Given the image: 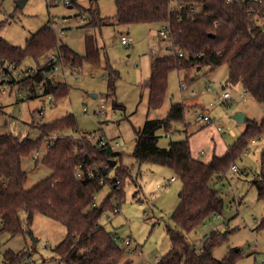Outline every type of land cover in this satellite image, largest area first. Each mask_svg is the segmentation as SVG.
<instances>
[{"label":"rangeland","instance_id":"1","mask_svg":"<svg viewBox=\"0 0 264 264\" xmlns=\"http://www.w3.org/2000/svg\"><path fill=\"white\" fill-rule=\"evenodd\" d=\"M70 1V5L65 6L61 0H0V37L11 45L23 47L30 35L50 25L58 43L75 55H85L86 36L94 37L99 50L97 66L84 63L77 74L64 70L66 90L52 95L55 104L46 96H41L40 92H37V97L25 100L18 94L17 86L10 87L5 83L0 87V136L11 135L18 141H35L40 136L39 126L72 115L77 132L65 131L64 135L77 141L85 136L93 144L100 137L117 143L113 152L120 156L114 162L117 166L126 167L129 177L124 180V197L118 212L104 213L99 226L119 238L117 243L124 249L123 261L128 264H156L170 249L165 227L173 226L170 216L178 204L181 183L167 168L151 163H135L131 156L135 130L143 125L146 118H165L170 105L179 103L184 106V120L174 124L170 134L164 130L157 132L158 147L167 148L171 142L190 139L194 134L192 143L188 140L191 147L194 143V154L197 145L203 147L200 145L212 142L216 145V156L222 151L219 136L226 145H231L244 128V124H237L233 116L242 113L245 119L259 122L264 120V104L256 103L243 93L239 84H228L226 66L214 69L204 66L188 74L185 71L170 72L162 107L147 114L148 92L141 88V84L150 77L153 57L165 56L170 48L169 41L158 35L160 27L117 25L113 19L116 12L114 0ZM18 2L23 4L18 6ZM91 8L97 10L101 18H108V25L100 29L90 25ZM122 35L131 39L128 46L121 44ZM49 55H44L36 63L25 59L15 73L24 74L28 70L44 67ZM108 66L115 82L113 95L106 98ZM181 83L186 85V89H180ZM92 94L97 97L91 98ZM224 94L228 95L227 99L223 98ZM112 101L121 105V109L113 110ZM101 106L106 115L99 114ZM205 113L212 119V124L205 125L197 119ZM230 130L237 134L235 139L229 137ZM56 137V133L51 136L53 139ZM45 148L46 144L42 143L39 151L34 152L38 161L44 156ZM209 149L210 146L199 148L203 155L197 153V157L205 159ZM262 151L264 137L255 138L246 152L235 160L236 171L230 169L215 184L223 201L222 211L217 218L212 217L186 235L189 245L198 250L206 236L214 230L225 236V240L212 251L214 259L222 260L229 251L238 250L235 264H264V229H258L264 216V199H258L251 183L260 171ZM33 156L22 160V169L27 173V189L51 174L47 167L36 164ZM116 169L108 172L109 179H115ZM171 178L174 181L168 185ZM109 192V186H103L95 197L96 203L99 204ZM111 202L112 205L116 203L114 198ZM65 228L58 222L35 214L32 223L25 226L23 235L10 237L5 234L0 238V264H3V254L7 251L24 252V257L15 264H58L59 259L52 250L64 239ZM127 240L129 244L125 245Z\"/></svg>","mask_w":264,"mask_h":264},{"label":"trees","instance_id":"2","mask_svg":"<svg viewBox=\"0 0 264 264\" xmlns=\"http://www.w3.org/2000/svg\"><path fill=\"white\" fill-rule=\"evenodd\" d=\"M249 3V1H248ZM115 23L131 25H167L171 42L183 57L167 54L153 57L150 77L141 84L147 90V114L160 109L167 93L168 76L173 70L190 71L211 66H226L227 83L239 84L243 93L256 103L264 104V30L255 17L247 14L246 4H227L226 0H114ZM264 14V6L259 7ZM90 25L100 29L108 25V18H101L97 10L89 9ZM50 25L30 35L23 47L11 45L0 37V72L9 67L17 68L25 59L35 63L44 55L58 52L64 66L80 71L84 63L98 65V46L92 36H86L85 55L72 53L59 44ZM108 66V93L113 95L115 77ZM47 67L31 70L15 82L23 99L37 97L38 88L43 94L64 93V83L46 80ZM112 109L121 105L112 101ZM184 106L171 104L165 118H146L135 130V145L132 158L135 163H151L167 168L180 181L178 204L170 216L173 226L167 225L170 249L156 264H235L238 250L229 251L222 260L212 256L213 249L225 240V236L212 230L197 250L188 244L186 235L196 231L212 217L220 215L222 198L215 189L226 173L234 167L236 159L246 152L255 138L264 137V120L259 122L245 119L246 127L236 141L228 146L227 152L218 157L213 155L208 163L193 159L188 137L183 141L171 142L167 148L158 147L159 130L173 132L174 124L183 122ZM37 140L18 141L11 135L0 136V238L23 235L25 226L32 223L33 216L40 214L66 227L64 239L52 252L58 264H128L123 261L124 249L119 238L99 226L106 212L116 213L124 197V180L129 177L124 166L111 164L120 156L109 147H99L83 136L78 141L63 134L77 132L72 115L52 124L38 127ZM56 133V138H51ZM45 143V154L36 164L47 167L51 174L33 187L25 188L27 173L22 169V160L32 157ZM101 169L94 178L77 177V168ZM116 169L114 180L108 172ZM118 182V183H117ZM258 199H264V151L260 155V171L251 181ZM108 185L109 194L97 204L96 195ZM115 205H112V199ZM258 229H264V216ZM3 264H15L24 257V252L3 254Z\"/></svg>","mask_w":264,"mask_h":264},{"label":"built area","instance_id":"3","mask_svg":"<svg viewBox=\"0 0 264 264\" xmlns=\"http://www.w3.org/2000/svg\"><path fill=\"white\" fill-rule=\"evenodd\" d=\"M65 6H69L70 5V0H61ZM249 1V3H248ZM227 4L230 3H236V4H246V6L248 7L247 10V14L248 15H252L255 17V21L256 23L261 27L262 30H264V14L260 13L259 11V7L264 6V0H226ZM158 35L159 37H161L162 39H167L170 43V48L167 49V54H175L178 57H183V53L173 45V43L171 42V38L169 35V28L167 25H162L158 31ZM120 42L123 46H128L129 43L131 42V39L122 35L120 37ZM166 54V55H167ZM45 66L47 67V71L45 73V78L46 80L50 81L51 83H64L66 80V76L64 73L65 69H69L72 73H76L78 72V70H75L73 68H69V67H65L63 65V59L60 56V54L58 52L54 53H50L49 57L47 58L46 64ZM17 68H15V66H10L8 69V72H0V87H3L5 83H7L10 87L15 86V82L17 80H19L24 74L23 73H18L16 74ZM31 70H28L26 72V74H30ZM13 74H16L15 76ZM79 76V75H77ZM76 76V77H77ZM38 92H40V95L42 96H46L47 99L52 102L53 104H55V100L52 97V94H43L41 88H38ZM180 89H186V85L184 83L180 84ZM1 92V89H0ZM18 92V91H17ZM18 94L20 95L21 93L18 92ZM192 96H194V93L192 92ZM223 98L227 99L228 95L224 94ZM100 115H106V112L104 111V107L101 106L100 107ZM199 121H202L205 125H210L211 124V119L210 117H208L207 115H199L197 118ZM218 131H220V128H217ZM253 142V141H252ZM95 144H97L99 147H109L110 150H114V148L117 146V143H111L110 141H108L105 137H100L96 140ZM36 157V154L33 156V158ZM101 169L100 166H94L92 168H82L81 166H79L77 168V177L84 179L85 178H94L95 174L98 173V171ZM231 171L235 172L236 169L233 167L231 169ZM174 178H171L169 180V183L173 182ZM118 183V182H117ZM118 212V210H116V213ZM217 218V216H214ZM125 245L129 244V241H125L124 242ZM156 261V260H155ZM157 263V261H156Z\"/></svg>","mask_w":264,"mask_h":264},{"label":"crops","instance_id":"4","mask_svg":"<svg viewBox=\"0 0 264 264\" xmlns=\"http://www.w3.org/2000/svg\"><path fill=\"white\" fill-rule=\"evenodd\" d=\"M72 1H73V0H72ZM204 115H207L208 117H210V116H209L208 114H206V113H205ZM210 119H211V118H210ZM234 121H235V120H234ZM211 124H212V119H211ZM237 124H238V123H237ZM241 124H244V128H243V130L241 131V133H242V132L244 131L245 127H246L245 119H244V122L241 123ZM214 129H215V127H214ZM241 133H238V134L240 135ZM229 137L232 138V139H235V138L237 137V134H236L234 131L230 130V135H229ZM193 138H194V134H193V135L190 137V139H188V140H190V142L192 143ZM219 141H220L221 146H222V151L216 153V156H218V157L224 155V154L227 152V150H228V146L230 145V144H229V145H226L225 141L222 140V137H221V136H219ZM188 142H189V141H188ZM190 142H189L190 154H191V157H192L193 159H198V160H200L199 157H197V153L203 155V151H202V150H198V149H199V148L209 147V146H210V149H209V152H208L207 157H206L205 159L200 160V161L203 162V163H208V162L211 160V158L213 157V155H215L216 145L213 144L212 142H207V143H204L203 145H200V146H203V147H199V146L197 145V148L195 149V154H194V143H193V147H191V143H190ZM198 151H200V152H198ZM168 185H169V180H168ZM127 261H129V260H127Z\"/></svg>","mask_w":264,"mask_h":264},{"label":"water","instance_id":"5","mask_svg":"<svg viewBox=\"0 0 264 264\" xmlns=\"http://www.w3.org/2000/svg\"><path fill=\"white\" fill-rule=\"evenodd\" d=\"M22 4H23V2H18V6L19 5L21 6ZM197 70H199V68H197ZM90 97L93 98V99H95L97 96L92 94V95H90ZM244 119H245V116L242 113H238V114H235L233 116V120H235V122L238 123V124L243 123L244 122ZM115 164H116V162H112L111 165L114 167Z\"/></svg>","mask_w":264,"mask_h":264}]
</instances>
